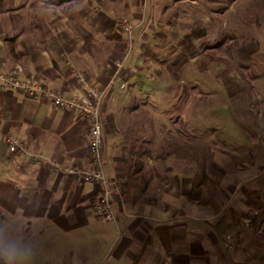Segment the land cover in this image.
I'll return each mask as SVG.
<instances>
[{"label": "crops", "instance_id": "obj_1", "mask_svg": "<svg viewBox=\"0 0 264 264\" xmlns=\"http://www.w3.org/2000/svg\"><path fill=\"white\" fill-rule=\"evenodd\" d=\"M257 1L0 0V72L67 97L86 94L81 78L105 91L116 216L97 217V184L62 171L90 166L87 121L0 84V236L22 239L33 264L264 262V105L245 120L261 138L248 150L223 143L206 160L183 151L185 108L198 104L187 84L203 72L231 94L258 84L242 70L264 48V28L249 45L242 23L261 15L248 9ZM120 17L135 22L128 55ZM10 136L26 151L11 152Z\"/></svg>", "mask_w": 264, "mask_h": 264}, {"label": "rangeland", "instance_id": "obj_2", "mask_svg": "<svg viewBox=\"0 0 264 264\" xmlns=\"http://www.w3.org/2000/svg\"><path fill=\"white\" fill-rule=\"evenodd\" d=\"M248 9L250 13L257 12L262 15L252 16L253 18L249 17L242 21L251 29L246 37V43L250 45L251 41H258L262 36L260 30L264 28V0L257 1L251 6L248 5ZM245 64L242 68L244 73L248 71L245 77H252L256 74L253 78L257 77L255 79L258 84L251 88L249 86L238 94L228 92V86L224 84L225 79L214 78L208 72L198 75L197 80L200 83H197V86L191 82L185 86L184 89H190V99L192 97L198 103L194 108H185V119L183 120V126H187L183 134L185 155L190 156L194 148L199 154L198 158L206 160L210 147L223 143L227 147H237L242 144V149L246 151L251 143H258L261 140L256 133L249 131L247 133L244 123L256 114L259 105H264V48L246 53ZM185 71H191V69L185 68ZM238 98L241 99V103L234 102V99ZM173 103L172 98L162 101L161 107L166 115L174 113ZM238 103L241 104L240 107H236ZM179 151L181 152L182 149ZM203 167L202 165L201 169ZM228 264H264V262L232 260Z\"/></svg>", "mask_w": 264, "mask_h": 264}, {"label": "built area", "instance_id": "obj_3", "mask_svg": "<svg viewBox=\"0 0 264 264\" xmlns=\"http://www.w3.org/2000/svg\"><path fill=\"white\" fill-rule=\"evenodd\" d=\"M119 24L128 36L127 55L131 52L133 42L131 33L135 27V22L125 17H120ZM83 86L87 89L84 96L67 97L61 92L46 88L41 83L21 80L15 76H10L0 72V84L3 88L24 92L29 97H48L55 107L68 109L77 112L88 123V148L90 166H66L62 171L70 176H74L83 182L95 183L98 191L91 200V208L94 214L107 221L116 219L113 207V190L104 169V147L105 138L102 125V105L105 91L97 90L81 78ZM126 86L123 82L121 88ZM7 143L11 152L26 151L23 143L14 137H8Z\"/></svg>", "mask_w": 264, "mask_h": 264}, {"label": "clouds", "instance_id": "obj_4", "mask_svg": "<svg viewBox=\"0 0 264 264\" xmlns=\"http://www.w3.org/2000/svg\"><path fill=\"white\" fill-rule=\"evenodd\" d=\"M33 249L20 238L0 236V262L2 264H33Z\"/></svg>", "mask_w": 264, "mask_h": 264}]
</instances>
